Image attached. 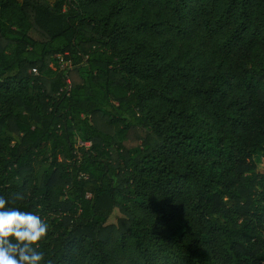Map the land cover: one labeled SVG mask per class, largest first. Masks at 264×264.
<instances>
[{"label":"trees","instance_id":"obj_1","mask_svg":"<svg viewBox=\"0 0 264 264\" xmlns=\"http://www.w3.org/2000/svg\"><path fill=\"white\" fill-rule=\"evenodd\" d=\"M16 193L43 264H264V0H0Z\"/></svg>","mask_w":264,"mask_h":264},{"label":"clouds","instance_id":"obj_2","mask_svg":"<svg viewBox=\"0 0 264 264\" xmlns=\"http://www.w3.org/2000/svg\"><path fill=\"white\" fill-rule=\"evenodd\" d=\"M24 199L23 193L0 195V264H43L45 259L38 249L50 225L40 215L10 206Z\"/></svg>","mask_w":264,"mask_h":264},{"label":"rangeland","instance_id":"obj_3","mask_svg":"<svg viewBox=\"0 0 264 264\" xmlns=\"http://www.w3.org/2000/svg\"><path fill=\"white\" fill-rule=\"evenodd\" d=\"M50 1L53 2L55 0H50ZM59 64H61V67H65V66L68 65V63H66V62H62L61 57L59 59ZM55 65L56 64H54V67H56ZM78 142L79 143L81 142L80 137L78 138ZM125 216H126V214L124 212H122L120 210V208H115L113 213H112V215H111V217H110V219H109V221H108V223L111 224V225L117 226L120 223V219L126 218Z\"/></svg>","mask_w":264,"mask_h":264},{"label":"built area","instance_id":"obj_4","mask_svg":"<svg viewBox=\"0 0 264 264\" xmlns=\"http://www.w3.org/2000/svg\"><path fill=\"white\" fill-rule=\"evenodd\" d=\"M34 71H36V69H34Z\"/></svg>","mask_w":264,"mask_h":264}]
</instances>
